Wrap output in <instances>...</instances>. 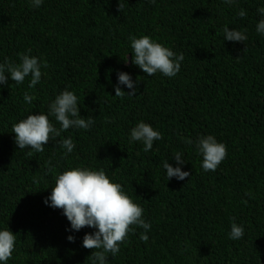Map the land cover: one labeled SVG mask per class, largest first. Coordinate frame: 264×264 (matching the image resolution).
Returning a JSON list of instances; mask_svg holds the SVG:
<instances>
[{
    "label": "trees",
    "instance_id": "trees-1",
    "mask_svg": "<svg viewBox=\"0 0 264 264\" xmlns=\"http://www.w3.org/2000/svg\"><path fill=\"white\" fill-rule=\"evenodd\" d=\"M262 7L264 0H43L40 7L0 0V63L19 64L26 54L42 65L33 88L30 75L0 86V230L16 235L6 264H92L82 240L96 229L71 230L63 210L44 202L56 177L76 167L104 170L151 224L146 242L144 229L131 226L107 264H264ZM225 26L247 39L224 40ZM130 35L183 54L177 75L143 73L132 63ZM118 73L130 76L136 96L115 97ZM64 90L77 96L79 116L95 123L62 131L43 152L20 150L12 126L45 114L59 130L49 105ZM141 121L163 137L147 153L142 141L129 139ZM208 135L227 148L214 172L203 171L196 148ZM66 138L75 144L67 155L59 144ZM176 152L184 164H176ZM165 160L189 177L167 179ZM232 223L244 228L241 239H229Z\"/></svg>",
    "mask_w": 264,
    "mask_h": 264
},
{
    "label": "clouds",
    "instance_id": "clouds-1",
    "mask_svg": "<svg viewBox=\"0 0 264 264\" xmlns=\"http://www.w3.org/2000/svg\"><path fill=\"white\" fill-rule=\"evenodd\" d=\"M33 7H40L43 0H31ZM155 2V0H150ZM225 3L232 4L235 0H224ZM122 7L118 3V11ZM258 13L264 17V7L259 8ZM247 13L241 9L238 11L239 18L246 17ZM256 31L264 35V18L260 19L256 25ZM224 40L233 42H243L247 39L244 32L229 30L227 26L223 28ZM130 47L134 53L132 63L147 74L153 76L157 72L164 76L172 78L180 71L181 62L184 59L183 54H176L168 47L154 41L149 36H129ZM31 51L30 49L28 50ZM20 63L15 64L10 61L0 63V86L5 85L10 78L17 85L22 84L26 77L31 76L29 88L37 85L42 76L41 62L37 57L20 54ZM43 67H47L46 64ZM137 82L138 79H137ZM125 85L131 89L125 93L119 85ZM115 97L136 96V84L126 73H118V83L114 89ZM25 103H31L35 97L25 93L23 97ZM50 114L60 123L61 128L57 130L48 119V115H28L12 126V133L15 135V143L20 150L31 149L35 152H43L44 145L51 138L59 137L62 131L69 128H80L88 130L95 123L92 117L81 118L79 116L78 98L68 90L62 91L57 95L54 101L49 105ZM162 134L153 129L152 126L139 122L130 131V142L142 141L143 151L148 152L153 147L154 140L162 139ZM184 143L192 144L193 141L187 138H181ZM60 146L65 149V155L70 154L75 148L71 138L59 141ZM198 152L202 155V169L205 172L215 171L218 165L225 159L227 148L223 143L217 142L212 135L204 136L198 139L196 143ZM32 152H28L31 155ZM174 159L177 165L185 162L181 159V153L176 152ZM50 165V161L48 162ZM166 170L167 179L175 177L177 180H185L190 173L181 171V168L172 167L167 160L162 162ZM118 169V168H117ZM51 172L53 169L48 168ZM246 195H250L246 193ZM50 207L62 209L63 215L70 223L71 230L79 231L84 227L94 228L95 232L85 234L82 240V246L85 249L93 250L87 258L92 264H107L108 253L114 257L119 251V245L123 243L130 231H134L133 225L144 229L140 234L142 241H147V232L151 224L143 219L144 209L134 203L123 190L119 183L112 182L104 170H91L87 168L76 167L64 171L55 179V186L51 189V194L44 201ZM229 239L238 240L244 235V228L236 223L230 226ZM69 242H74L73 236H68ZM16 243V235L8 228L0 230V264H6L11 259Z\"/></svg>",
    "mask_w": 264,
    "mask_h": 264
}]
</instances>
